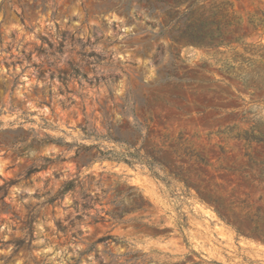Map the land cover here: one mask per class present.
Returning a JSON list of instances; mask_svg holds the SVG:
<instances>
[{
    "label": "rangeland",
    "instance_id": "374dc122",
    "mask_svg": "<svg viewBox=\"0 0 264 264\" xmlns=\"http://www.w3.org/2000/svg\"><path fill=\"white\" fill-rule=\"evenodd\" d=\"M184 1L0 0V264H264V0Z\"/></svg>",
    "mask_w": 264,
    "mask_h": 264
},
{
    "label": "trees",
    "instance_id": "16d2710c",
    "mask_svg": "<svg viewBox=\"0 0 264 264\" xmlns=\"http://www.w3.org/2000/svg\"><path fill=\"white\" fill-rule=\"evenodd\" d=\"M157 1L162 5V14L165 16H175L170 20L173 22L172 29L168 30V35L176 44L197 46L205 49L217 51L221 46H228L229 42L223 37L231 34L229 29L237 22L234 13L226 4L213 3L210 7V19H207L204 6L195 9L198 1L186 5L184 0H149ZM186 5V6H185ZM185 6V7H184ZM184 7L182 11L180 9ZM244 84L248 83L245 76L237 77Z\"/></svg>",
    "mask_w": 264,
    "mask_h": 264
}]
</instances>
